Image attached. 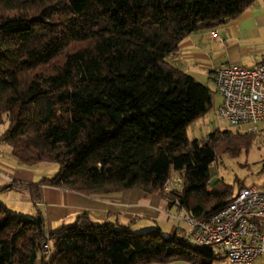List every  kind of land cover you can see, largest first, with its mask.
Returning a JSON list of instances; mask_svg holds the SVG:
<instances>
[{"label":"trees","instance_id":"16d2710c","mask_svg":"<svg viewBox=\"0 0 264 264\" xmlns=\"http://www.w3.org/2000/svg\"><path fill=\"white\" fill-rule=\"evenodd\" d=\"M256 1L0 0V143L21 165L58 166L37 184L7 187L27 191L33 203L40 186L152 194L182 171L180 190L164 196L188 216L204 218L229 203L244 184L211 182L209 169L221 155L248 152L256 132L188 140L214 92L171 58L187 36L226 26ZM214 261L210 249L178 232L133 233L81 216L47 233L40 215L14 214L0 202V264Z\"/></svg>","mask_w":264,"mask_h":264},{"label":"crops","instance_id":"0c3cea01","mask_svg":"<svg viewBox=\"0 0 264 264\" xmlns=\"http://www.w3.org/2000/svg\"><path fill=\"white\" fill-rule=\"evenodd\" d=\"M213 31L217 33V38H211V31L207 30L187 36L179 44V51L171 58V62L194 79L202 74L211 82L210 72L216 68L227 64L250 67L262 62L264 60V0H257L253 7L237 19ZM8 167L0 174V202L9 210L21 205L28 206L27 216L40 215L47 233L74 224L81 216L93 224L111 223L125 227L133 233L159 230L161 235L170 236L174 232H181L184 235L188 230L187 217L185 218L187 215L184 214V210L172 205L162 193L149 194L132 189L95 196L40 186L39 200L33 203L27 191L7 186L14 183L37 184L41 179L33 182L32 176L30 177L25 171ZM182 214L185 215L184 218L181 217ZM181 223L187 224V228L181 227Z\"/></svg>","mask_w":264,"mask_h":264},{"label":"built area","instance_id":"2783aa9c","mask_svg":"<svg viewBox=\"0 0 264 264\" xmlns=\"http://www.w3.org/2000/svg\"><path fill=\"white\" fill-rule=\"evenodd\" d=\"M210 36L217 38V33L211 31ZM210 75L214 94L220 97L214 112L234 129L256 132L264 123V60L250 67L227 64ZM183 178L182 171L172 172L162 193L180 190ZM186 217L189 229L184 238L192 246L210 249L229 264H253L264 257V189L260 186H244L207 217Z\"/></svg>","mask_w":264,"mask_h":264},{"label":"rangeland","instance_id":"374dc122","mask_svg":"<svg viewBox=\"0 0 264 264\" xmlns=\"http://www.w3.org/2000/svg\"><path fill=\"white\" fill-rule=\"evenodd\" d=\"M197 82L202 83L209 87L214 92V86L211 81L199 74L195 78ZM220 98L213 94L211 106L207 113L196 120L186 131L188 140H202L209 134L215 131H235L225 120L221 119L214 111L218 107ZM5 120V118H4ZM264 124L258 125L259 130L256 131L255 141L251 148L246 152L242 150L237 157L231 158L228 155H221L211 165L209 172L211 175V182H215L219 179L224 180L228 184H234L240 182L245 186L248 185H264ZM6 128V124L0 126V134L2 130ZM262 128V129H260ZM244 127L240 129L242 131ZM21 169L27 174L32 176V181L36 182L42 178H51L58 170V166L55 163L42 162L34 166H25L19 164L10 154V149L3 143H0V174L5 172V169ZM15 168H14V167ZM4 167V168H3ZM13 167V168H12ZM236 189V187H235ZM163 195L165 193H162ZM166 195V194H165ZM178 207V206H177ZM29 207L19 206L18 208H10V212L17 213L18 215L27 216ZM184 214L181 217L184 218ZM186 218V216H185ZM181 227L187 228V224L181 223ZM189 229V227H188ZM181 235V232H179ZM167 237V236H164ZM213 264H229L228 261L215 254V261ZM253 264H264V257L257 260Z\"/></svg>","mask_w":264,"mask_h":264}]
</instances>
